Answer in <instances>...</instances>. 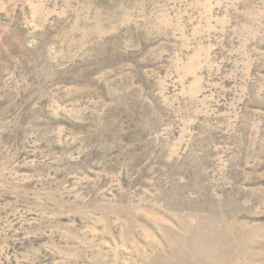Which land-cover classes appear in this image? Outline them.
<instances>
[{"label": "rangeland", "instance_id": "374dc122", "mask_svg": "<svg viewBox=\"0 0 264 264\" xmlns=\"http://www.w3.org/2000/svg\"><path fill=\"white\" fill-rule=\"evenodd\" d=\"M0 264H264V0H0Z\"/></svg>", "mask_w": 264, "mask_h": 264}]
</instances>
